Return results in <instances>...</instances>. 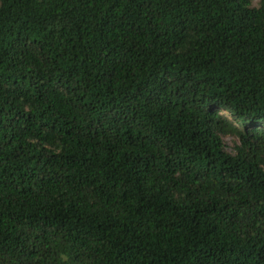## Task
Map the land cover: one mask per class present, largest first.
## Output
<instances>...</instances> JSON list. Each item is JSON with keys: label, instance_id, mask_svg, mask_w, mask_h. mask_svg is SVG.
<instances>
[{"label": "trees", "instance_id": "16d2710c", "mask_svg": "<svg viewBox=\"0 0 264 264\" xmlns=\"http://www.w3.org/2000/svg\"><path fill=\"white\" fill-rule=\"evenodd\" d=\"M0 264H264V0H0Z\"/></svg>", "mask_w": 264, "mask_h": 264}, {"label": "rangeland", "instance_id": "374dc122", "mask_svg": "<svg viewBox=\"0 0 264 264\" xmlns=\"http://www.w3.org/2000/svg\"><path fill=\"white\" fill-rule=\"evenodd\" d=\"M252 1V4H253V6H257L258 5V2H259V0H251ZM227 144H228V146H230V140H227Z\"/></svg>", "mask_w": 264, "mask_h": 264}]
</instances>
